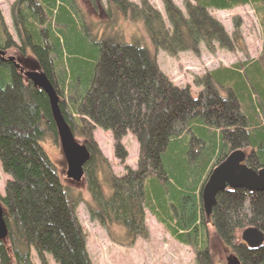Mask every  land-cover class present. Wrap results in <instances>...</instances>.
<instances>
[{"label": "trees", "instance_id": "trees-1", "mask_svg": "<svg viewBox=\"0 0 264 264\" xmlns=\"http://www.w3.org/2000/svg\"><path fill=\"white\" fill-rule=\"evenodd\" d=\"M78 1L85 9L76 0H15L11 17L20 46L0 15V52L28 50L63 100L59 107L73 134L88 137L90 218L124 244L146 235L145 205L174 239L195 250L196 264H212L215 244L230 248L241 264H264V243L250 249L238 238L249 226L264 236V190H221L209 216L201 202L212 169L234 149L247 150L248 167H264V44L255 57L195 76L201 88L193 96L187 86L176 89L160 77L155 63L158 49L175 56L197 52L200 42L211 51L214 43L242 49L238 31L228 36L208 10L250 4L264 26V0H187L185 15L166 0L169 26L146 0H105L109 11L98 23L88 13L96 0ZM103 4L99 0V9ZM127 20L140 34L125 27ZM88 120L114 138L134 135L135 169L101 180L96 168L107 162L89 125H79ZM47 131L56 137L45 93L0 55V166L10 178L0 198L6 209L0 264H30L31 246L38 258L49 255L56 264H90L74 214L79 193L60 182L41 147ZM113 145L124 158L118 139Z\"/></svg>", "mask_w": 264, "mask_h": 264}, {"label": "rangeland", "instance_id": "rangeland-1", "mask_svg": "<svg viewBox=\"0 0 264 264\" xmlns=\"http://www.w3.org/2000/svg\"><path fill=\"white\" fill-rule=\"evenodd\" d=\"M14 1L15 0H0V14L4 17L5 24L8 26L11 33L13 29L11 30L10 28L9 8ZM127 1L135 4L139 3V0ZM147 1L148 5L158 11L161 17L165 16L164 2L166 0ZM185 1L187 0H171L182 13H185ZM76 3L79 8L85 9L78 0H76ZM98 3L99 0H96L97 5ZM96 4L93 5L91 2L93 7L91 6L88 9V13L90 16H93L92 21L98 23L97 20L99 21L101 17L106 18V11L109 10L105 9V7L99 9L96 7ZM82 9L80 10L82 11ZM111 13L112 11L109 12L110 16ZM209 13L228 33L231 32L233 28L240 29L243 44L242 50L236 48L235 51H230L213 46L212 52H208L206 45L201 43L199 44L198 51L194 52V54L193 52H181L176 58L168 56L165 52L160 50L156 57L159 70L166 74L167 78L174 85L180 87L187 86L192 96L200 90L194 84V76H202L207 70L217 66H228L237 61L255 57L261 50L264 41V26L261 18L254 12L252 5L239 6L232 10L225 11L209 10ZM104 14L106 16H104ZM113 14L115 15V13ZM116 21L121 23V18H117ZM125 27L131 32L140 34V27L132 24L129 20L125 22ZM189 31L191 32L192 30L189 29ZM88 122L89 123L86 125L80 122L79 125L82 126L83 129H86L89 125L90 138L101 156H103L107 162V164H98V173L101 178L107 180L111 173L114 175L122 174L124 172V166L135 168L138 157V144L136 138L130 131H125L121 133L119 137L114 138L113 133L108 129L93 125L94 121L92 120H88ZM49 133L50 132L47 131V136L41 141V147L50 162L55 166L60 181L66 184L68 178L66 177V170L62 163L63 160L60 154L58 141L56 137L53 138L52 134ZM83 135V138L87 137ZM115 139L119 140L124 149V158H120L115 153L113 145ZM107 165L109 169H107ZM7 178V175H5L0 168L1 195H3ZM75 189L78 190L77 192H79L80 197V200L76 204L75 214L79 227L85 236V248L90 259V264H195L193 248L173 239L148 210L143 213L144 218L142 219V224L146 225L147 228V235L145 238L137 237L135 240L133 239L124 243V245L113 243L106 233L107 230L88 216L87 206L91 200L86 190V181L84 180L83 183L77 184ZM113 226L110 228L112 229ZM212 250L214 258L217 262H220L217 264H223L226 260V256L230 253L225 252L223 246L218 244H215ZM29 258L30 264H56L49 255L38 258L32 246L29 250Z\"/></svg>", "mask_w": 264, "mask_h": 264}, {"label": "water", "instance_id": "water-1", "mask_svg": "<svg viewBox=\"0 0 264 264\" xmlns=\"http://www.w3.org/2000/svg\"><path fill=\"white\" fill-rule=\"evenodd\" d=\"M28 69L31 72L27 74V77L35 87L45 93L50 103L51 116L61 137V149L68 165V174L72 178L78 179L81 175V167L88 159V154L83 146H79L73 141L71 133L60 114L56 93L48 78L39 72L32 63L28 64ZM244 159L245 154L242 151H233L211 171L201 191L203 208L207 214L215 204L217 193L226 187L231 189L240 188L249 192L264 190V168L254 171L242 163ZM5 230L0 207V237L4 235ZM241 238L248 247L256 248L261 244L263 235L258 228L249 227L242 232ZM228 264L240 263L235 258L230 257L228 258Z\"/></svg>", "mask_w": 264, "mask_h": 264}, {"label": "bare ground", "instance_id": "bare-ground-1", "mask_svg": "<svg viewBox=\"0 0 264 264\" xmlns=\"http://www.w3.org/2000/svg\"><path fill=\"white\" fill-rule=\"evenodd\" d=\"M262 44H264V41H263ZM157 74H158L160 77L165 78V79L169 82V79L167 78V75H166V74H164V73L161 72V71H159ZM169 83H170V82H169ZM170 84H171V83H170ZM171 85L174 86L176 89H182V88H181L180 86H178V85H173V84H171ZM196 86H197L198 89L201 88V84H200L199 82L196 83ZM54 91H55V89H54ZM62 101H63V100L60 99V101H59V103L57 104V106H60V104H61ZM48 107H49V110H51L49 101H48ZM141 209H142V211H141ZM141 209H140V211H141V214H142V215H143V213H144L146 210H148V211L151 212V210H149V208L146 207L145 205H144V206H141Z\"/></svg>", "mask_w": 264, "mask_h": 264}]
</instances>
